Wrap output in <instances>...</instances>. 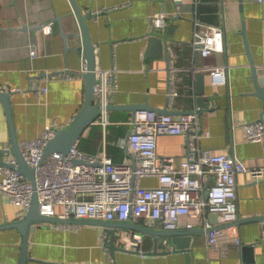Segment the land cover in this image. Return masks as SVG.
Listing matches in <instances>:
<instances>
[{"label": "crops", "instance_id": "obj_1", "mask_svg": "<svg viewBox=\"0 0 264 264\" xmlns=\"http://www.w3.org/2000/svg\"><path fill=\"white\" fill-rule=\"evenodd\" d=\"M75 2L83 16H91L87 29L96 66L116 70L117 88L110 104L118 106L108 111L107 124L96 118L83 130L76 140L82 152L105 155L115 163L132 162L123 144L132 110L121 107L147 104L156 115L164 108L174 117L201 110L202 129L209 133L200 140L202 148L213 154L235 155L248 168L264 166V137L261 142H249L244 129L249 122L261 120V115L264 120V102L254 94L251 78V62L264 69V0ZM158 12L166 15V25L153 28L152 15ZM202 26H219L224 31L222 53L206 58L194 53V31ZM73 32H79V21L71 0H0V91L10 94L18 142L37 138L46 125H68L82 108L86 94L85 79L80 75L84 53ZM152 32L157 39L149 42ZM213 66L227 68L224 84L211 83ZM62 70L74 76L50 80V74ZM198 74L204 75L202 95L197 92ZM42 88L47 91L43 93ZM198 97H202V107ZM157 139L159 155L180 158L184 154L186 138L182 135ZM4 146L11 147L10 127L0 102V149ZM12 157L10 152L0 154L2 160ZM155 185L154 178L142 181L144 187ZM235 190V225L240 240L251 246L254 263L264 264V179L238 173ZM60 211L58 206L56 212ZM252 216L258 219L244 220ZM21 217L8 196H0V224ZM188 220L181 219L180 230ZM140 224L150 226L148 220ZM195 229L197 234L191 237L187 252L172 250L169 239L155 247L153 236L147 234L140 235L141 253L136 250L138 233L116 229L114 244L126 251L111 254L105 246L110 237L102 226L76 224L64 229L42 223L29 235L25 264H244L240 246L230 247L222 255L204 244L203 227ZM20 245V231L0 229V264H19Z\"/></svg>", "mask_w": 264, "mask_h": 264}, {"label": "built area", "instance_id": "obj_2", "mask_svg": "<svg viewBox=\"0 0 264 264\" xmlns=\"http://www.w3.org/2000/svg\"><path fill=\"white\" fill-rule=\"evenodd\" d=\"M152 25L153 28L165 26L166 15L153 14ZM191 46L194 53L203 58L222 53L225 50L224 31L219 26H202L194 31ZM30 54L36 56L34 50ZM85 64L83 55L80 75L86 72ZM94 70L96 81L92 88L93 99L99 107L97 118L107 124L108 104L117 88L116 70L97 66ZM226 72L224 66H213L211 83L224 84ZM73 76L62 70L50 74L49 78L70 79ZM41 91L44 93L47 89ZM130 122L131 131L123 144L133 160L127 163H115L105 155H88L78 148L77 141L65 154L56 151L43 157L44 148L57 129L46 125L37 138L18 142L23 159L34 169V186L17 170L12 157L9 162L15 167L0 166V196H8L22 216L36 193L38 211L48 217L131 220L139 224L148 220L151 227L166 230H178L181 219L186 217L189 220L183 225L185 229L199 226L210 229L205 232L204 244L222 255L230 247L241 246L239 228L235 225L236 175L247 172L262 180L264 166L248 168L235 155L213 154L202 148L200 140L209 133L202 129L197 109L179 117L156 115L143 109L136 111ZM244 129L249 142L263 140L262 120L249 122ZM162 135L186 138L182 157L157 153V138ZM145 178L156 179L157 185L142 186ZM58 206L61 211L57 213ZM210 214L217 216L214 225L210 222ZM50 225L64 229L76 226L65 222H51ZM140 239L136 234V250L141 253Z\"/></svg>", "mask_w": 264, "mask_h": 264}, {"label": "water", "instance_id": "obj_3", "mask_svg": "<svg viewBox=\"0 0 264 264\" xmlns=\"http://www.w3.org/2000/svg\"><path fill=\"white\" fill-rule=\"evenodd\" d=\"M72 6H73V12L76 18H78L79 21V32L78 33H72L71 35L74 37L80 38L81 48L84 53V58L86 61L85 68L86 72L83 74V77L85 79V88H86V94H85V100L82 105V108L73 116L72 121L64 126L56 129V133L54 137L48 142V144L44 148L43 157L54 153V152H61L65 154L68 149L76 142L80 134L83 132V130L91 124L99 115V107L97 103L93 99V85L96 81L95 79V53H94V45L91 41L90 35L88 34L87 29V21L90 19V14L88 13L87 16H83L80 11L78 10L76 6L75 0H71ZM63 38L66 40L68 38L67 35H62ZM155 38L157 39V36L155 33H151L149 42H154ZM165 38V37H164ZM252 61V60H251ZM251 78L252 82L254 83L255 91L254 94L258 96L261 101L264 102V69L258 68L251 62ZM202 74L197 75V92L198 94L202 95V80H203ZM0 102L5 108L6 115H7V121L8 126L10 127V143L11 147L10 149H0V154L5 155L7 153H11L17 163V170L23 174L26 178H28L33 186L35 183L34 178V169L30 167L25 160L23 159L19 143L16 138L15 134V127L13 125L12 121V108L10 104V94L7 91H0ZM202 97H198L197 103L202 107ZM108 110L117 108L118 106L108 104ZM120 107V106H119ZM121 108H127L132 110V118L134 116V113L138 110H147L149 112H154L152 108H150L147 104L143 105H128L126 107ZM201 110H197V113L200 114ZM158 114H171V111L164 108L157 112ZM183 113H189V112H183ZM264 114V112H263ZM262 121V115L260 118ZM131 131L128 132V134ZM127 134V136H128ZM0 166L4 167H15L12 163L6 160L0 159ZM211 224H216L217 222V216L216 214H210L209 215ZM257 216H252L247 219H244L245 221H252L257 220ZM51 223V222H65L70 224H91V225H99L104 227L106 229L107 235L110 237L109 244H105V246L110 250V253L113 254L116 250L126 251L124 248L117 247L114 244V239L116 237V229L126 230L138 233L139 235H151L154 238L155 247H157V244H162L166 242V239H169L170 244H172V250H184L187 252L186 248H189L191 245V237L197 234L196 229H178V230H166V229H159L151 226H144L139 223H135L131 220L129 221H120V220H111L107 221L104 219H97V218H69V219H61L57 217H48L45 215H42L38 211V198L36 193H33V197L31 200L30 207L25 212V214L18 220L12 221V222H5L3 224H0V229H6V228H14L21 233V254H20V260L19 264H25L28 256H27V244L29 235L34 230V228L37 225H41L42 223ZM236 222V221H235ZM210 229H204L205 232H208ZM186 237V238H182ZM183 239L184 243H181L180 240ZM188 241V243H187ZM241 251H242V260L244 264H255L254 260L252 258V248L250 245H241Z\"/></svg>", "mask_w": 264, "mask_h": 264}]
</instances>
